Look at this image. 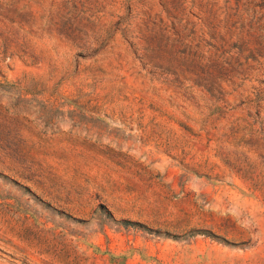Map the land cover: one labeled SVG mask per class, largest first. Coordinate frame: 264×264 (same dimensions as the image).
Returning a JSON list of instances; mask_svg holds the SVG:
<instances>
[{
    "label": "rangeland",
    "instance_id": "rangeland-1",
    "mask_svg": "<svg viewBox=\"0 0 264 264\" xmlns=\"http://www.w3.org/2000/svg\"><path fill=\"white\" fill-rule=\"evenodd\" d=\"M0 264H264V0H0Z\"/></svg>",
    "mask_w": 264,
    "mask_h": 264
},
{
    "label": "bare ground",
    "instance_id": "bare-ground-1",
    "mask_svg": "<svg viewBox=\"0 0 264 264\" xmlns=\"http://www.w3.org/2000/svg\"><path fill=\"white\" fill-rule=\"evenodd\" d=\"M1 244V243H0Z\"/></svg>",
    "mask_w": 264,
    "mask_h": 264
}]
</instances>
